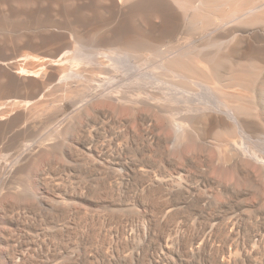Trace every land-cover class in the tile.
Masks as SVG:
<instances>
[{"label":"bare ground","instance_id":"obj_1","mask_svg":"<svg viewBox=\"0 0 264 264\" xmlns=\"http://www.w3.org/2000/svg\"><path fill=\"white\" fill-rule=\"evenodd\" d=\"M255 201L264 0H0V264H264Z\"/></svg>","mask_w":264,"mask_h":264},{"label":"rangeland","instance_id":"obj_2","mask_svg":"<svg viewBox=\"0 0 264 264\" xmlns=\"http://www.w3.org/2000/svg\"><path fill=\"white\" fill-rule=\"evenodd\" d=\"M28 26H26V27H24V28H22V29H24V30H22L21 29V31L23 32H25L26 34H24V36L25 35H27V34H29V32H32V31H35V33H36V31H38V29H37V27L36 26H30L31 27V29H28V28H30V27H28ZM36 27V28H35ZM25 28H26V30H25ZM39 28V27H38ZM29 30V31H28ZM64 30L66 31V32H68L69 34H71V33H74L73 31H70V30H66L65 28H64ZM20 31V34L22 33ZM35 33L34 32H32V33H30L29 35H35ZM23 34V33H22ZM21 34V35H22ZM23 35H22V37H24ZM71 36H72V34H71ZM73 36L74 37H72V40L74 39V40H82L80 43H79V46L81 47V49H84L83 51L85 52V51H87L88 50V54H85V56H81L82 54H79L80 56H78L77 57V59H76V61H77V63H75L76 65L78 64V65H80L79 67L80 68H84V69H86L87 68V70L88 69H90V70H92L94 67L93 66H95V64H94V62H93V60H91L92 58H90V54H92V52H93V49H92V46H90L91 44L89 43V42H87V41H85V37H84V35L83 36H81L80 34H73ZM76 36V37H75ZM82 37V38H81ZM77 38V39H76ZM87 38V40H90V38H88V37H86ZM84 41V42H83ZM83 43V44H82ZM86 45H89V47L88 46H86ZM87 49V50H86ZM90 49V50H89ZM90 51V52H89ZM81 57V58H80ZM83 57V58H82ZM79 58H80V60H79ZM79 61H82V62H79ZM93 62V63H91V62ZM86 62V63H85ZM84 64H86V65H84ZM93 64V65H92ZM109 64V63H108ZM83 65V66H82ZM110 65H112V64H110ZM86 66V67H85ZM61 94V93H60ZM59 94V95H60ZM56 96H58V95H56ZM61 96V95H60ZM44 113H45V111H44ZM42 114H43V112H42ZM44 115V114H43ZM249 196V197H248ZM247 196V198H248V201H250V200H257V198L255 199V195H248ZM256 203V204H255ZM251 204V203H250ZM254 204H255V206H254ZM260 205V206H262V207H264L263 205H264V202L263 203H257L256 201L252 204V208L250 209V210H253L254 208H256L258 205ZM260 206H258V207H260Z\"/></svg>","mask_w":264,"mask_h":264}]
</instances>
